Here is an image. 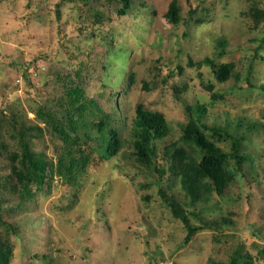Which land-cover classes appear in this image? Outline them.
I'll use <instances>...</instances> for the list:
<instances>
[{
	"label": "rangeland",
	"instance_id": "rangeland-1",
	"mask_svg": "<svg viewBox=\"0 0 264 264\" xmlns=\"http://www.w3.org/2000/svg\"><path fill=\"white\" fill-rule=\"evenodd\" d=\"M172 1L132 0L121 16L120 0H0L4 264H264V128L244 141L240 162L228 157L224 194L194 204L166 150L180 141L187 107L198 103L207 107L208 124L224 125L229 117L264 125V18L253 17L264 13V0H176L177 19L168 20ZM93 7L105 10L100 22ZM220 40L225 54L218 57ZM205 57L233 63L230 77L220 81L209 65L190 64ZM74 86L115 114L121 143L114 156L99 147L92 127L98 112L90 107L71 132L82 138L89 162L59 174L64 143L45 111L68 130ZM138 105L162 112L171 133L154 140L133 127ZM20 131L49 162L40 187L14 174L23 170ZM206 133L231 151L229 138ZM172 197L191 225L204 226L187 244V227L168 204Z\"/></svg>",
	"mask_w": 264,
	"mask_h": 264
},
{
	"label": "trees",
	"instance_id": "trees-1",
	"mask_svg": "<svg viewBox=\"0 0 264 264\" xmlns=\"http://www.w3.org/2000/svg\"><path fill=\"white\" fill-rule=\"evenodd\" d=\"M85 4L89 0H82ZM121 6L118 8V15H125L131 7L132 0H120ZM92 6V5H91ZM179 7L176 0H173L167 12L164 14L168 20L177 19V11ZM91 15L94 19L100 22L101 18L105 16V10L91 8ZM253 17L255 20L264 18V13L259 10L254 11ZM257 22V21H256ZM218 48L217 56L220 57L225 54V41L220 40L216 44ZM192 65H209L214 73V76L220 80H227L232 72L233 63L226 62L216 64L214 58L205 57L202 61L197 63L190 62ZM68 103L70 108L65 109L67 121V128L62 125L60 119L53 114V112L45 111L44 113L50 120L53 126V131L59 136L60 140L64 143L63 150L58 158L56 171L63 174L71 171L75 165H86L89 161L86 149L81 148L79 145L81 137H73L71 132L77 129L80 123L82 112H86L90 107L97 110V118L93 120V129L96 131V137L101 146L105 149L109 156H114L120 147L119 131L116 128L117 119L115 114L105 112L99 106L98 102L93 98L86 99L80 87L74 86L68 89ZM113 96V95H111ZM89 108V109H88ZM188 119L185 122H179L178 126L181 131L180 141L186 143L185 146L180 144V141L171 142L166 148L171 159V169L179 179L181 188L185 196L190 198V203L194 204L200 200H207L209 195L215 193L216 195H223L231 180V175L226 170L228 157H233L240 162L241 149L243 148L244 141L248 139L251 134H256L264 125L259 121L251 119H241L233 121L226 117L224 125L219 123L208 124L206 117L208 116L207 107L204 104H195L187 107ZM43 113V111H42ZM245 121V122H244ZM132 126L136 129L142 130L145 134L154 140H162L171 133V128L166 121L162 112L158 110H150L142 105H138L135 109V116L132 119ZM207 131H211L212 135L218 137H227L231 140V151H225L214 140L210 139ZM22 155L20 162L23 170L14 169V174L18 177L20 182H24L27 186L28 183L34 182L38 187L42 186L47 178V170L49 162L43 159L40 155L30 150L24 134L20 131ZM91 140V139H90ZM138 154L146 157V152L142 142H136ZM90 150H94L91 149ZM259 158L264 159V149L259 153ZM168 204L171 206L173 215L181 219L187 227L186 235L183 239L184 244H187L194 234L203 229V225H191L183 210L181 204L175 197L170 198ZM209 226V225H208ZM264 253V247L262 249ZM0 263L6 262L5 252L0 251ZM233 259L230 264H236ZM219 264V263H212ZM221 264V263H220ZM225 264V263H222ZM245 264H251L246 259Z\"/></svg>",
	"mask_w": 264,
	"mask_h": 264
}]
</instances>
